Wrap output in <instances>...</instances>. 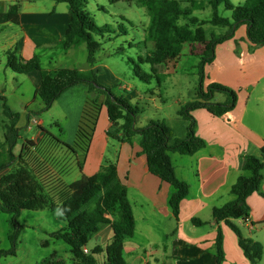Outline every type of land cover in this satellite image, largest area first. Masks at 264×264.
Here are the masks:
<instances>
[{"label": "trees", "instance_id": "obj_1", "mask_svg": "<svg viewBox=\"0 0 264 264\" xmlns=\"http://www.w3.org/2000/svg\"><path fill=\"white\" fill-rule=\"evenodd\" d=\"M69 5L71 16L70 25L55 49L68 51L85 45L88 53V70L76 68H63L59 70H45L42 68L41 58L34 56L24 61L20 58L18 50L6 54L7 67L15 74L29 75L39 73L40 88L38 96L45 109H50L53 103L68 89L87 85L89 87L87 100L73 146L56 139L58 145L67 149L70 154L82 159L87 157L92 140L95 135L97 123L102 108H107L112 127L108 136L122 142L139 139L142 154L147 158L149 171L164 183L169 184L174 192L169 204L175 219H179L181 203L189 196L190 185L178 178L170 153L193 156L207 147L204 139L196 135L197 121L191 113L197 109H205L212 116L224 117L237 107L238 96L220 84H212L209 92L205 93L200 84L197 99L183 107L178 115L188 122L187 135L184 139L175 137V133L165 122H151L144 128H138L136 121L140 108L133 106L130 100L123 96H116L112 88L99 83L98 73L94 70L97 64V55L102 50L105 41L115 38L127 37L128 30L123 24L117 29L110 25L98 26L93 18L86 12L85 0H61ZM206 1V2H205ZM194 10H204L207 7L212 11L210 21H200L193 16L192 10L183 7L179 0H139L141 7L145 8L149 17V24L145 30L146 57H138L139 65L134 59L132 64L133 75L146 84L156 79L161 85V74L165 66L176 67L181 59L186 45H190L193 56L201 57L199 64L203 76L205 66L215 61V50L235 36L241 26H246L248 40L254 46H264V0H244V3L235 6L230 0H204L198 2L191 0ZM231 12V17L221 15L220 8ZM19 24V7H10L5 14H0V24ZM226 29L223 35L211 33L208 37L204 26ZM197 49L202 53L197 55ZM119 49L116 54H122ZM149 66V71L143 66ZM216 93L227 94L229 102H213ZM105 96L101 103L100 97ZM0 103L4 104V115L9 119L6 126L3 152L0 153V172L8 169L14 162L20 167L15 171L0 177V210L14 214L18 217L22 211H59L61 219L67 223L62 229L48 233L50 240L62 241L70 248L73 260L80 264H128L124 254L125 240L134 236L136 221L133 208L128 197L127 186L120 180L115 164H108L94 176H83L72 183H66L61 174L54 175L52 171L41 163L30 165L23 152L16 156L14 149L18 145L19 128L17 124L20 114L12 112L7 105V98L0 93ZM34 148V142L28 141ZM4 154V155H3ZM4 157V158H3ZM82 166V164H81ZM244 171L249 176L242 175L231 188L235 200L213 210V220L219 224L224 222L237 235L239 246L250 264H259L264 255L262 243L245 238L239 227L233 221L249 219L250 207L247 200L255 193H261L264 179V145L261 156H245ZM113 218V220L110 219ZM17 219V218H16ZM193 223L204 225L198 219ZM16 232L11 236L13 249L9 252H0V256L15 255L19 233L22 230L16 220ZM107 225L113 229V238L106 247L85 253L90 241ZM51 241L45 240L42 246H50ZM105 253V260L99 257ZM217 264H223L225 253L223 249V233L219 229L216 239ZM54 258V257H53ZM51 258L42 264H65Z\"/></svg>", "mask_w": 264, "mask_h": 264}, {"label": "rangeland", "instance_id": "obj_2", "mask_svg": "<svg viewBox=\"0 0 264 264\" xmlns=\"http://www.w3.org/2000/svg\"><path fill=\"white\" fill-rule=\"evenodd\" d=\"M182 2L183 7H188L192 10V14L198 17L200 21H210L212 19V11L210 8L204 10H194L191 0H179ZM204 2V0H196ZM235 6L242 5L244 0H230ZM86 12L90 14L98 26L110 25L117 29L119 24L125 25L128 30V36L117 38L112 42H106L105 45L97 55V60L101 62L100 69L103 76L111 75L116 79L121 80V83H133L140 93L136 98L132 99L127 96L129 93L112 88L116 96H123L130 100L133 106L140 108V113L137 116V127L144 128L151 122H164L166 121L173 129L175 137L185 136V126L187 122L178 115V112L186 107L189 103L197 99V93L200 84L203 85L205 93L209 92V87L212 84H220L231 90H234L238 96L237 108L234 114V119L240 118L244 109L247 108L245 113V121L247 123L263 122L253 110H261L263 104L261 101L256 100L264 95V80L257 81V77L264 72L262 58L264 57V46H254L248 40L246 26H241L235 32V36L223 45H218L215 50V60L217 63L205 66L203 76L199 68L201 57L193 56L190 45H186L181 59L176 67L165 66L161 74V85H158L156 79L151 84H146L139 81L133 75L132 64L129 59H134L139 65L138 57H146L148 49L152 44L146 46L144 40V31L146 24L149 22V17L145 8L139 6L137 3H112L108 0H101L100 8L95 7V1H90ZM206 2V1H205ZM220 13L226 18L231 17L230 11H225L223 7L220 8ZM124 16L126 20H123ZM208 37L211 33L223 35L227 32L226 29L213 27L210 24L204 26ZM236 43V46H235ZM129 44L134 45L130 47ZM120 47L123 48L122 54H115L116 50ZM248 50L253 58H256V65L245 66L243 63H238L232 52H236L237 58H242L241 53ZM262 51V52H261ZM66 51L55 49L47 51L41 57L42 68L50 70L54 68L70 67L79 70H88L87 63V50L85 46L74 49L73 51ZM202 52L197 49V55ZM243 53V54H244ZM231 63L236 67L234 72H231ZM143 66V69L149 71V66ZM230 71V72H229ZM111 73V74H110ZM37 73L30 76L19 75L13 73L6 64V58H1L0 63V92L4 91L7 98V105L14 113L20 114V120L17 124L19 128L18 145L14 149L16 156L22 153L25 148L27 152L25 159L30 165L45 164L47 168L53 171V168H64L70 163V153L63 146L58 145L56 142L60 140L74 145L76 134L79 129L82 110L86 102V96L81 97L78 95L79 86L73 87L65 91L56 100L50 109H45L41 98L38 96L40 83ZM216 80V81H215ZM218 81L224 82L218 83ZM39 83V84H38ZM100 83V82H99ZM252 93L251 99L248 95ZM227 94L216 93L213 102L225 103L228 99ZM9 125V119L4 115V104L0 103V153L4 150L6 126ZM138 140V138L136 139ZM28 141L34 142V148L28 145ZM115 141H112L114 144ZM209 151V150H207ZM4 155V154H3ZM172 156L173 154L170 153ZM111 159V154H107ZM182 156L175 154L173 160L179 164L177 158ZM260 157V156H259ZM4 158V157H3ZM20 167L19 163H13L8 169L0 172V177L4 174L15 171ZM38 168V167H36ZM39 169V168H38ZM52 174L59 175L58 172ZM244 175L249 176V172L244 171ZM264 176V170H263ZM76 177L70 175L68 181H73ZM193 182L194 179L192 178ZM259 197L264 196V189L258 194ZM254 209H258L256 203H252ZM211 218V213L203 212L200 218ZM17 218V219H16ZM22 226L19 233L18 241L16 244V254L0 256V264H42L46 259L53 258L57 261H63L65 264H73L70 248L62 241H55L48 247L42 246V242L50 240L48 233L55 231L64 225L61 220L59 211H22L18 217L14 214L5 213L0 210V252H9L13 249L11 236L15 234L16 228L14 221ZM160 224L155 226L153 232H143L139 234L138 240L141 244L146 245L149 242L152 245H158L160 250L163 251L164 245L169 241L164 238L166 234L170 233L168 223H164L162 217L159 218ZM141 223V222H140ZM139 226L141 228V225ZM241 230L244 237H249L261 242L264 245V230L249 232L248 227L236 223ZM259 224H255L258 226ZM262 225V224H261ZM189 230L194 227L189 224ZM209 226L196 228L198 233H205L209 230ZM192 234L191 232H189ZM251 234V235H250ZM170 238V237H169ZM146 250H149L146 248ZM56 253V256H55ZM166 257L162 258L163 260ZM259 264H264L263 259Z\"/></svg>", "mask_w": 264, "mask_h": 264}, {"label": "crops", "instance_id": "obj_3", "mask_svg": "<svg viewBox=\"0 0 264 264\" xmlns=\"http://www.w3.org/2000/svg\"><path fill=\"white\" fill-rule=\"evenodd\" d=\"M85 1L87 2V9L90 2L89 0ZM90 1H95V7L97 9L100 8L101 0ZM108 1L112 3H137L140 6L139 0ZM14 5L19 7V24L11 22L0 24V63L1 58H6V54L13 50H18L20 58L24 61L31 60L34 56L41 58L47 51L55 50L56 45L63 40L71 22L69 5L61 0H0V14L7 13L10 7ZM121 17L126 20L124 16ZM145 24L147 27V22H144ZM104 45L105 43L103 47ZM129 45L130 47L134 46L132 44ZM73 50L66 51L65 55L67 56V52ZM118 50L119 48L116 52ZM262 51L264 52V49ZM243 53H241L243 57L239 59L235 51L232 52V55L235 56V60L239 61V64L243 63L248 67L257 64V59L253 58L254 56L248 50ZM262 60L264 61V57ZM215 63H217L216 60L211 65ZM231 65L229 68H231V72H234L236 67L233 63ZM262 66L264 67V62ZM100 67H102L101 62L98 61L94 70L98 73V80L101 85L108 88H118L120 91L129 93L127 96L132 99L140 94L133 83H121V80L116 79L113 75H111V79L105 74L103 76L101 71L103 67L102 69ZM63 68L57 67L50 69V71ZM37 74L39 75V73ZM262 80H264V72L261 73L259 78L257 77L258 82ZM218 83L224 84L222 81H218ZM79 88L77 94L81 97L86 96L87 100L89 87L80 85ZM0 93L5 95L4 91ZM251 96L252 93L248 95V98L251 99ZM105 100V96L100 97L101 103L105 102ZM256 100L261 101L263 107H261V110L256 111L255 109L253 111L261 117L263 122H257L255 119V123H252V125L245 121L247 108L244 109L240 118L237 117V119H234L237 107L221 118L212 116L205 109H197L191 113L197 121L196 135L206 141L207 147L193 156L179 154L182 156L180 159L175 157L178 159L179 164L173 160V156L178 153L172 152L173 155H170L178 178L187 182L191 187L189 196L181 203L178 220L175 219L169 204L174 190L169 184L164 183L149 171L147 158L142 154L139 139L122 142L108 136L112 123L105 106L101 110L87 157L83 160V154L81 153H78V156L70 154V163L63 169L55 167L53 171L60 173L66 183H72L83 176H94L108 164L117 166L119 178L127 186L128 197L136 221L134 236L125 240L124 254L128 264H217L216 239L219 229L223 233V249L225 253L223 264H250L239 246L237 235L224 222L217 224L213 220L212 214L214 208L222 207L236 199L231 194V188L238 178L244 175L245 156H261V148L264 145V95ZM227 102H229V98L225 103ZM164 122L167 124L166 121ZM169 127L171 128V126ZM187 128L188 122L185 126V136L176 138L184 139L187 135ZM112 141H115V143L112 144ZM108 153L111 154V159H109V156L107 158ZM74 172H76L75 179L68 181L69 176L74 175ZM262 189H264V179ZM258 194H253L247 200L250 207L249 222H243L241 219L233 221L235 225L238 223L248 227L249 232L254 231L255 228L258 231L264 230V196L259 197ZM252 203H256L258 209H254ZM206 211L211 213V218L202 220L200 215ZM160 217L163 218L164 223H168L171 229L170 233L164 236L165 239H170V241L164 245L163 251L160 250L158 245H152L149 242L144 246L138 240L139 234L143 235V232H153L155 226L160 224ZM195 218L203 222L204 225L199 223L195 225L193 223ZM110 219L113 220L111 217ZM189 224L194 229L189 230ZM255 224L259 225L255 226ZM66 226L67 223L64 222V225L60 226L59 229ZM204 226L210 227L207 232L200 234L196 231V228ZM237 227L239 226L237 225ZM112 238V226L107 225L90 241L87 249L91 252L101 249L104 252ZM52 243L55 244V241L52 240L50 245ZM146 248L149 250H146ZM164 257L166 258L163 260L162 258ZM99 259L103 262L105 253L101 254ZM72 262L73 264H80L75 262L73 257Z\"/></svg>", "mask_w": 264, "mask_h": 264}, {"label": "built area", "instance_id": "obj_4", "mask_svg": "<svg viewBox=\"0 0 264 264\" xmlns=\"http://www.w3.org/2000/svg\"><path fill=\"white\" fill-rule=\"evenodd\" d=\"M243 222H249V219H241ZM85 253H89L87 248L84 249Z\"/></svg>", "mask_w": 264, "mask_h": 264}]
</instances>
